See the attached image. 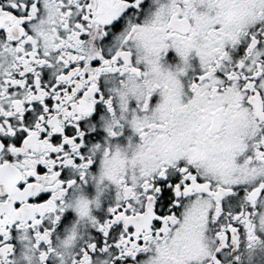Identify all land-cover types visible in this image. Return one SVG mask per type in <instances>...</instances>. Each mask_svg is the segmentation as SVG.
I'll return each instance as SVG.
<instances>
[{
    "label": "snow or ice",
    "instance_id": "obj_1",
    "mask_svg": "<svg viewBox=\"0 0 264 264\" xmlns=\"http://www.w3.org/2000/svg\"><path fill=\"white\" fill-rule=\"evenodd\" d=\"M0 264H264V0H0Z\"/></svg>",
    "mask_w": 264,
    "mask_h": 264
}]
</instances>
